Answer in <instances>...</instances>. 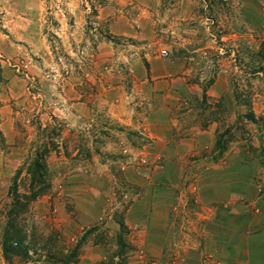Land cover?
I'll return each mask as SVG.
<instances>
[{"label": "crops", "instance_id": "1", "mask_svg": "<svg viewBox=\"0 0 264 264\" xmlns=\"http://www.w3.org/2000/svg\"><path fill=\"white\" fill-rule=\"evenodd\" d=\"M230 1L236 22L246 30L238 32L237 39L247 35V43L254 45L252 36L264 35L261 0ZM197 3L198 0H0V136L8 148H0V181L19 163L21 144L26 141L22 136L27 127L24 113L34 99L27 89L28 79L16 74L10 62L29 58L26 73L37 90L50 98L58 94L65 102L58 109V117L70 129L81 128L92 121L93 105L78 90L76 77H68L59 91L45 77L44 69L51 63L46 30L59 38L67 53L73 54L71 45L87 42L86 25L95 29L92 25L104 23L103 34L110 39L97 42L96 61L113 58L115 47L110 42L113 38L120 40L127 51L117 57L128 59L137 105L143 102L142 106L125 107L123 95L118 93L113 126L122 127L116 131L121 136L123 131L135 130L144 144L140 142L133 149L146 154L148 160L158 161L147 180L133 168H126L125 179L138 195L122 214V223L136 225L135 235L144 237L145 248L159 255L162 238L172 226L169 211L185 192L192 202L189 215L198 230L196 236L218 264H264V203L257 189L260 163L234 145L216 153V134L222 123L219 116L214 117V109L219 102L223 103L220 108L238 109L230 78L226 72L218 71L204 88L185 54L189 49L198 51L205 38L206 27L201 24ZM92 9L95 13L91 17ZM218 18L223 22L226 17ZM50 20L55 24L50 25ZM164 46L175 51L166 59L155 54ZM86 79L93 83L91 75ZM105 81L115 84V74L107 75ZM114 86L102 93L104 101H110L117 92ZM223 122L226 126L227 122ZM115 136L110 135L104 143L108 153L119 151ZM62 143L68 149L67 140ZM191 170L195 179L183 188L181 180ZM142 172L149 173L146 169ZM79 186L89 197L80 200V218L76 219L87 225L104 205L100 191L81 183ZM193 253L187 259L191 264H200Z\"/></svg>", "mask_w": 264, "mask_h": 264}, {"label": "rangeland", "instance_id": "2", "mask_svg": "<svg viewBox=\"0 0 264 264\" xmlns=\"http://www.w3.org/2000/svg\"><path fill=\"white\" fill-rule=\"evenodd\" d=\"M171 2L173 0H169ZM261 3L264 7V0ZM231 5L230 0H198L196 10L202 15L201 24L206 27L203 35L205 43L198 45L201 46L198 51L189 49L185 54L190 57L188 62L191 67L199 73L198 78L204 88L212 82L216 72L228 74L232 98L237 102L238 109L220 108L222 102L214 109V117L219 116L222 123L216 134V153L220 154L224 147L234 145L257 159L262 170L257 179L258 198L264 203V35L252 36L255 39L254 45L247 43V35L237 39L238 32L245 33L246 30L236 22ZM90 16H93L91 11ZM219 16L226 18L220 22ZM91 20L94 19L88 21ZM54 24L50 20V25ZM92 26L95 29L89 25L85 27L86 43L71 45L73 54L67 53L59 38L52 31L46 30L50 39L51 63L44 69L45 77L53 82L57 91L68 77H76L79 80L78 90L83 92L84 98H90L93 105L92 121L81 128L66 127L63 119L58 117V109L65 106L58 94L50 98L39 91V96L26 109L24 119L27 127L23 129L22 135L26 141L24 145L21 144L19 163L9 172L10 175L7 173L5 179L0 181V264H64L75 244H79L78 254L68 264H191L187 257L192 251L200 264H204L205 259L209 260L206 264H218L214 254L204 251L203 244L196 236L198 230L192 226L189 215L192 202L185 192L181 193L182 197L169 211L172 226L168 235L162 238L163 249L159 255L145 248L144 237L135 235L136 225L122 223V214L138 195L125 179L126 168H133L139 172L140 177L147 180L151 168L158 161L153 158L148 160L146 154L133 149L140 142V145L144 144L135 130L123 131L121 136L116 131L122 127L118 129L113 126L112 121L116 119L112 114L116 110L118 93L123 95L125 107L130 104L142 106L143 102L137 105L139 100L137 95L134 96L137 90L129 80L132 66L128 59L122 57L121 61L117 57L127 51L126 46L113 38L110 43L115 47L114 57L96 61L95 46L100 34H103L104 23ZM197 35L202 36V33L198 32ZM163 48L170 50L171 55L175 53L173 47ZM159 49L155 53L157 56ZM112 73L116 77L115 84L105 81L106 76ZM88 74L93 77L92 84L86 79ZM112 86L117 92L110 100L114 102L110 104V101H104L102 93ZM131 95L134 96L132 99ZM223 120L227 122L226 126ZM63 131L65 134H62ZM114 134L119 151L108 153L104 143ZM63 139L68 142L66 150ZM223 140V150L218 153V143ZM0 148L8 150L1 136ZM36 149L41 152L45 150L49 188L29 202L17 217L29 246L27 254H8L4 258L1 237L10 206L11 180L16 171L22 169L17 187L19 192L25 190L28 180L23 169ZM143 169L149 173L144 174ZM194 177V170L186 173L181 180L183 188L192 183ZM79 183L100 191V200L104 205L97 218L87 222V225L76 219L80 218V200L89 197L84 194ZM88 191L92 192L90 189ZM187 250L190 252L187 253Z\"/></svg>", "mask_w": 264, "mask_h": 264}, {"label": "trees", "instance_id": "3", "mask_svg": "<svg viewBox=\"0 0 264 264\" xmlns=\"http://www.w3.org/2000/svg\"><path fill=\"white\" fill-rule=\"evenodd\" d=\"M91 13L92 15L95 13L94 9L91 10ZM99 38V40L110 39L106 33L100 34ZM224 143V140L218 143V153L223 150ZM23 171L27 175L28 180L25 190L19 192L17 187V179L22 169L16 171L9 187L10 206L7 210L6 223L1 237V251L4 258H7L8 254L26 255L28 252L29 246H27L28 244L25 240L26 235L18 225L17 217L26 209L29 202L35 200L36 197L42 195L49 188V183L46 179L45 150L41 152L36 149ZM78 248L79 244L73 246L64 264H68L75 259L78 254Z\"/></svg>", "mask_w": 264, "mask_h": 264}, {"label": "built area", "instance_id": "4", "mask_svg": "<svg viewBox=\"0 0 264 264\" xmlns=\"http://www.w3.org/2000/svg\"><path fill=\"white\" fill-rule=\"evenodd\" d=\"M158 56H160L162 58H169L171 56V51L167 50L166 48L159 49ZM29 60H30L29 58L24 59V60L18 59L14 62H10V66L16 74L21 75V76L28 79V81H29L28 86H27L28 92L30 93L31 96L36 98L37 96H39V91L37 90L32 78H30L28 76V74L26 73V66L29 63ZM30 81H32V82H30ZM262 191H263L262 196L264 197V187H263Z\"/></svg>", "mask_w": 264, "mask_h": 264}]
</instances>
